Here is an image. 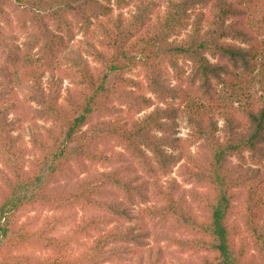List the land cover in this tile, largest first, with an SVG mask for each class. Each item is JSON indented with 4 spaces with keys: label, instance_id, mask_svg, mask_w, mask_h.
<instances>
[{
    "label": "trees",
    "instance_id": "obj_1",
    "mask_svg": "<svg viewBox=\"0 0 264 264\" xmlns=\"http://www.w3.org/2000/svg\"><path fill=\"white\" fill-rule=\"evenodd\" d=\"M263 53L264 0H0V264H264Z\"/></svg>",
    "mask_w": 264,
    "mask_h": 264
},
{
    "label": "rangeland",
    "instance_id": "obj_2",
    "mask_svg": "<svg viewBox=\"0 0 264 264\" xmlns=\"http://www.w3.org/2000/svg\"><path fill=\"white\" fill-rule=\"evenodd\" d=\"M163 2V1H162ZM163 7H161V9H163ZM134 3H132V5L126 6L123 10H117V8L115 9V14H117L118 12L122 11L126 16H129L131 14V12L134 11ZM13 16V14H12ZM14 17V16H13ZM98 21H96L95 26L97 27L98 25ZM21 37L23 38V35H21ZM77 39H83V37L81 35L77 36ZM75 42V40H74ZM73 44V42L71 43ZM173 75V74H172ZM171 75V76H172ZM140 73L138 71H136L134 73V77H139ZM241 77H243V81L242 83L239 82V84L237 85V87H234L232 89H222L221 95L222 98L225 99L228 102H235V100L237 99L236 95L237 94H244L245 96L247 94H261L263 88H264V53L261 55V58L259 60V66L257 71L248 76V77H244L243 75H241ZM176 81L173 80V83H175ZM64 89L67 88H73V85L70 83V81L68 79H66L64 81ZM68 92H64V95H67ZM175 103H178V101H174ZM238 102V101H237ZM237 105V103H236ZM22 120V127L20 128V130L18 131V134L21 137L22 140V145L24 146V148L27 149V151L29 152V160L30 159H34V152L32 151V143H31V133L35 130H38L39 128H41L42 122L41 121H33L30 119V117L28 116V114L24 115ZM223 124V122H220V125ZM182 139H186L190 137V130H189V126L186 122L185 117H182L180 119V133L178 134ZM196 149V147H191L190 150L194 151ZM172 176L176 177V180L179 181L182 184V178L178 176V173L175 171ZM167 177L163 178L164 180ZM185 185V184H183ZM194 186V185H193ZM187 187H189V185H187ZM146 205H137L136 206V213L139 212V210L143 207H145ZM43 214H46L47 211L42 210L41 211ZM37 212H26V211H21V214L19 215L21 220H24L28 215H34ZM150 226L152 227V233H154V236L152 237V240L155 241L156 239V234L155 232L161 233V234H169V235H173L176 238H182V239H188L191 238L190 235H183L182 233H171V230L168 228L167 225L164 226H156L155 223L150 224ZM166 238V237H165ZM165 240V239H163ZM167 243V241L165 240L164 243ZM179 247L177 246L176 243H171L170 244V250L179 254L180 251H177ZM184 258H191L194 259L195 257H191L190 255H188V253H184L183 254Z\"/></svg>",
    "mask_w": 264,
    "mask_h": 264
}]
</instances>
